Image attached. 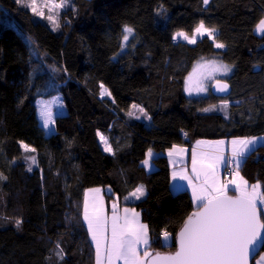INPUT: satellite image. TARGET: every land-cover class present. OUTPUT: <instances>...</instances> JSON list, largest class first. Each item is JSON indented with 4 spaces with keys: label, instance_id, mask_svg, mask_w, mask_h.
Here are the masks:
<instances>
[{
    "label": "trees",
    "instance_id": "trees-1",
    "mask_svg": "<svg viewBox=\"0 0 264 264\" xmlns=\"http://www.w3.org/2000/svg\"><path fill=\"white\" fill-rule=\"evenodd\" d=\"M69 1L54 29L24 3L0 0V264H95L83 202L85 190L98 186L111 187L108 202L117 197L140 211L150 225L149 256L173 252L200 206L188 190L172 191L166 151L199 139L264 137V33H255L264 0ZM201 21L213 38L174 39ZM126 26L133 29L128 41ZM203 57L231 69L219 80L229 94L186 95V79ZM55 95L66 114L47 136L37 101ZM128 103L151 117L144 116L150 129L123 111ZM149 150L158 152L152 172L143 166ZM239 173L264 193V143ZM140 185L145 195L126 200Z\"/></svg>",
    "mask_w": 264,
    "mask_h": 264
},
{
    "label": "snow or ice",
    "instance_id": "snow-or-ice-1",
    "mask_svg": "<svg viewBox=\"0 0 264 264\" xmlns=\"http://www.w3.org/2000/svg\"><path fill=\"white\" fill-rule=\"evenodd\" d=\"M17 3H23L24 0H16ZM205 4L208 0H203ZM25 6L30 7L31 10L38 16H43V12L37 11L36 0H29ZM65 6L64 0H60L59 3L45 4L44 7L50 9H59ZM52 22L53 28H58L59 24L55 20L53 15L46 17ZM256 30L264 33V19H261L256 25ZM124 41H128L129 36L133 33V29L125 27ZM194 32L203 36L205 33L212 35V30L206 29L204 22L201 21L199 26L194 29ZM176 36H183L184 39H188V36L183 32L176 33ZM190 43H196L195 36L189 41ZM217 48H223L225 45L221 43L216 44ZM211 72H229L231 69L227 65L216 64L212 62L210 65ZM196 69H194V73ZM211 72L209 75H211ZM188 92L192 91H206L199 82H196V86L193 87V76L190 74L188 77ZM103 85L101 88L103 89ZM228 86L225 84L220 87V91H226ZM102 94L111 95L107 90H104ZM133 105V108H136ZM209 109H205L208 111ZM147 119H151L143 109H139ZM41 115L45 127L53 123V113L50 103H44L41 109ZM129 115H134L130 112ZM100 138L104 141L106 150L112 151L111 146L108 144L107 139L101 134ZM264 137H252L251 139L244 138L239 140H233L231 143L232 158L231 163L236 165L238 169L243 158L252 151L250 146H254L259 140ZM200 143V142H198ZM219 145H223V141L217 142ZM239 145V147H237ZM25 150L34 152L35 149H29L28 145H24ZM184 152V149L174 148L169 152V155H180ZM152 152L149 150L148 159H145L143 163L149 165V160L152 158ZM32 163H36L35 157H31ZM224 164L225 170H229V161L225 160L222 155L212 157L211 162L206 168L202 170L203 175L208 177L211 172V183L207 181L205 185L197 188L192 183V177L181 173L180 179L187 180L192 185L193 196L195 200L200 202V211L194 212L190 215L185 222L184 227L179 233L180 249L174 255L160 256L156 254L153 258V264H248V258L250 249L257 246L264 245V222L260 220L261 209L257 206L259 200L264 204V193L260 192V184L256 183L251 185V191L248 190V182L242 177H239L238 171L235 172L236 177L239 178L240 183L237 184V180L234 178L230 181L231 184L236 186L239 191V195L235 198L226 195L227 185L219 183L218 180V164ZM197 160L196 153L193 152V168L192 171L199 176L201 173L197 172ZM150 166V165H149ZM31 170V169H29ZM177 174L173 173V179H176ZM99 192V189L95 190ZM145 193L143 186L138 187L135 192L131 193V196L139 199ZM128 199L127 197L125 198ZM113 207L112 216V230H111V242L106 247L107 252V264H114L116 260H123L124 264H143L139 256L140 244L145 246L144 256L148 257L150 254L147 251L149 246L148 238V226L146 224L139 223V213L135 210L124 209L125 217L124 223L120 224L116 215V206ZM129 212H131V218H129ZM84 219L88 222V227L92 232V238L96 242L97 249V264H102L101 246L102 242L107 240L106 237V218L103 216V208L95 212L93 215H89L87 202L84 207ZM19 226L20 221H16ZM165 239H168L169 234L164 233ZM63 250L57 252L60 259H63ZM264 260V258H262Z\"/></svg>",
    "mask_w": 264,
    "mask_h": 264
},
{
    "label": "rangeland",
    "instance_id": "rangeland-1",
    "mask_svg": "<svg viewBox=\"0 0 264 264\" xmlns=\"http://www.w3.org/2000/svg\"><path fill=\"white\" fill-rule=\"evenodd\" d=\"M59 2H60V0H36L37 11L43 12V14H44L43 16L36 15L31 10L30 7H28V8L35 15V18L47 20L48 22H50V24H52V22L49 21L48 19H46V17L48 15H53L54 18H55V20L58 22V24H60V20H61L62 13L68 8V6L73 5V4L69 0H64L65 6L63 8L50 9L48 7H44L45 4L59 3ZM23 3H24V5H26L27 3H29V0H24ZM52 26H53V24H52ZM205 28L206 29H209L206 26H205ZM209 30H211V29H209ZM178 32L185 33L188 36V39L187 40L184 39L183 36H176V33H178ZM176 33L174 34V39L176 41H182V42H186L188 44H193V43H190L189 42L193 38V36H195V39H196V42H197L199 39H201L204 36H209V37L213 38L214 35L216 34V31L212 30V35H208L207 33H205L203 36L195 33L194 31L192 33H188L186 31H177ZM255 33L257 35H262L263 34V33L259 32V31H257L256 28H255ZM212 62H215L216 64H223V65H225L224 63H222V62H220L218 60H215L214 58L203 57V58L199 59V61L196 63L195 67L193 68V70L190 73L193 76V87L196 86V82H199V84H201L207 90L206 91H200V92L192 91L191 93H189L188 90H187L188 83H189L188 77L190 76L189 75L187 77V79H186V82H185V93H186L187 96H197V95H205V94H207L210 91V89L212 91V86H213V84L216 81H219L220 79H222L226 75H228L229 72H227V73L222 72V71L211 72V68L210 67H205V65H210ZM194 69H196V72L195 73H194ZM210 72H211V75H209ZM104 90H107V92L110 93L109 90L106 87H103L102 92H104ZM102 96L111 98L112 97V94L111 95L102 94ZM46 102L47 103H50L51 110H52V113H53V120H54V122L51 123V124H49L48 127H45L44 121H43V116L41 115L42 106ZM131 104H133V103H131ZM136 106H137L136 108L138 110L139 109H142L141 106H139V105H136ZM126 108L129 109V106L126 107ZM144 112H145V110H144ZM37 114H38L40 123H41L42 127L45 130V134L47 136H50L53 132H55V120H56V118L58 116H60V115L66 114V105L64 103L63 97L61 95H55L53 97L46 98V99H43V98L38 99V101H37ZM137 115H138L137 117H139L140 119H142L143 121H145V123L147 125V128L150 129V126H149V123L150 122L147 121V119L144 117V115L143 114H140V112H138ZM100 135H101V133H99V139L101 141V144H102L103 148L105 149L104 141L101 140ZM150 151L153 154L152 155V158L149 160V165L150 166L144 164L145 167H146L147 172H152V171H154L156 169V165L154 163V158H156L158 156V152H156L154 150H150ZM145 159H148V153H147ZM239 177H240V174H239ZM141 186H143V185H140L139 187H141ZM96 189H99V192H96L95 191ZM248 190L251 191V187H249ZM143 191H144V193H146V189L144 188V186H143ZM259 191L262 192L261 191V188L259 189ZM111 193H112L111 187H109V186H105V187L98 186V187H90V188H87L85 190V194H84L83 221H84V223H85V225L87 227V230L89 232V237H90L91 243H92V245H93V247L95 249V264H97L96 242L92 238V232H91V230L88 227V222L84 219V207H85V203L86 202H87V205H88V212H89V215L90 216L93 215L95 212H97L101 208V206H102V208H103V216L106 218V229H107L106 230V237H107V240L105 242H102V246H101L102 264H107L106 247L111 242L112 216H113V207L112 206L114 204L116 206V215L118 217V220H119V223L120 224H123L124 223V217H125L124 209L125 208H128L129 210H135L136 213H139V223L140 224H146V223H144L142 221V216H141L140 211H138L135 207L122 204L121 201L117 197L111 198L110 201L108 202L106 196L108 194H111ZM143 196H141L140 199ZM127 198H128V201L129 200H132V199H136L135 197H133L131 195L129 197H127ZM257 206H258V208L261 209V213H262V216H263V219H264V204H262L258 200L257 201ZM128 215H129V218H131V212H129ZM154 215H156V214L153 212V216ZM146 225L148 226V238H149V246H150V244H151L150 225H148V224H146ZM162 240H163V243L165 245H168L169 243H171V237L170 236H168V239H165V236H164ZM138 248H139V256H140V259L142 260L143 264H146L147 263V260H148V258L150 256H148V257H145L144 256V248H145V246L143 244H140L138 246ZM262 258H264V247L261 250V252L255 257L253 263L254 264H264V260H262ZM114 264H124V261L122 259L121 260H116V261H114Z\"/></svg>",
    "mask_w": 264,
    "mask_h": 264
},
{
    "label": "crops",
    "instance_id": "crops-1",
    "mask_svg": "<svg viewBox=\"0 0 264 264\" xmlns=\"http://www.w3.org/2000/svg\"><path fill=\"white\" fill-rule=\"evenodd\" d=\"M128 106H129V109L126 108ZM121 108L123 109V111L125 113H128V114L130 112L134 113V116H138L137 114H138V112H140L137 108H133V104H131V103L125 104ZM140 114H141V112H140ZM261 137H263V136H261ZM239 139H244V138H230V139H218V140L199 139V140L195 141L191 146L175 145V148H177V149H184V152L180 155H176L175 153L173 155H169V152L174 148V146L172 148L168 149L166 151V156H167V160H168V163L170 166V186H171L172 191L177 192L180 190H188V192L191 195L193 205L195 206V208L199 207L200 202L195 200V198L193 196L192 185L189 184V182L187 180L180 179V174L183 173V174L188 175L189 177H192V183L195 184L198 189L202 185H205L206 181L210 184L211 183V172H209L208 177H205L203 175L202 170L204 168H206L207 165L211 162L212 157L222 155L225 160H228L231 162L232 148H233V145L231 142L233 140H239ZM248 139H251V138H248ZM220 141L224 142L223 145H219L217 143ZM198 142H200V143H198ZM262 143H264V139L259 140L254 146H250V147L252 148V150H254L257 146L261 145ZM237 147H239V145H237ZM105 150H106V146H105ZM109 152H112V151H109ZM193 152L196 153L197 172L201 173L199 176H197V174L192 171V168H193ZM251 152L252 151H250L249 153H251ZM249 153L246 155V157L249 155ZM246 157L243 158L238 169L236 168L238 173H239V168L241 167V165H242V163ZM143 165H144V163H143ZM233 165L236 167L235 164H233ZM144 167H145V165H144ZM145 169H146V167H145ZM225 171L226 170H225L224 164L222 162L220 164H218V180H219V183L223 184V185H227L226 195L229 194L230 190H234L237 193V195H239V191L236 189V186L230 183V181H232L235 178L237 180V184H239L240 183L239 178L236 177L235 172L232 174H226ZM174 172L177 174L176 179H173V173ZM240 177H241V175H240ZM249 187H251V186H248V188ZM135 190L133 192H135ZM130 195H131V193L127 197H129ZM138 200H140V198L139 199H132L129 201L135 202ZM154 210L155 209L152 210V214H153V212L154 213L156 212V210L155 211Z\"/></svg>",
    "mask_w": 264,
    "mask_h": 264
},
{
    "label": "water",
    "instance_id": "water-1",
    "mask_svg": "<svg viewBox=\"0 0 264 264\" xmlns=\"http://www.w3.org/2000/svg\"><path fill=\"white\" fill-rule=\"evenodd\" d=\"M225 84L228 86L227 90L226 91H220L219 90L220 87H222ZM229 92H230V86H229V84L226 81H217L212 86V93L215 94V95L225 96V95L229 94ZM227 196L235 198L238 195H236V196L227 195ZM200 210L201 209H198V210H196L194 212H197V211H200ZM260 220L263 222L261 211H260ZM184 225H185V223L182 225V227L180 228V230H179V232L177 234V247H176V249L173 252H165V253H157V254H159L160 256H169V255H174L177 251H179V249H180L179 233H180L181 229L184 227ZM262 235H264V230H262ZM263 247H264V245H260V246H257L255 248H253V249H250V254H249V258H248V264H253L255 257L261 252ZM155 255L156 254L151 255L148 258L146 264H153V258H154ZM157 264H159V262H157Z\"/></svg>",
    "mask_w": 264,
    "mask_h": 264
},
{
    "label": "built area",
    "instance_id": "built-area-1",
    "mask_svg": "<svg viewBox=\"0 0 264 264\" xmlns=\"http://www.w3.org/2000/svg\"><path fill=\"white\" fill-rule=\"evenodd\" d=\"M237 170H236V167L233 165V163H231L230 161H229V170L228 171H225L226 172V174H232V173H234V172H236Z\"/></svg>",
    "mask_w": 264,
    "mask_h": 264
}]
</instances>
